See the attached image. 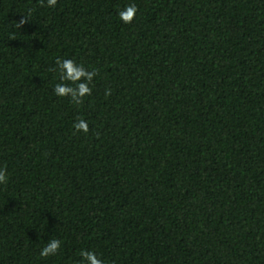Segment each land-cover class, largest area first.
I'll return each mask as SVG.
<instances>
[{"label": "trees", "instance_id": "16d2710c", "mask_svg": "<svg viewBox=\"0 0 264 264\" xmlns=\"http://www.w3.org/2000/svg\"><path fill=\"white\" fill-rule=\"evenodd\" d=\"M0 168V264H264V0H0Z\"/></svg>", "mask_w": 264, "mask_h": 264}, {"label": "clouds", "instance_id": "9594fccd", "mask_svg": "<svg viewBox=\"0 0 264 264\" xmlns=\"http://www.w3.org/2000/svg\"><path fill=\"white\" fill-rule=\"evenodd\" d=\"M57 0H46L48 7H54ZM137 12L136 5L130 3L120 9L117 13L118 18L123 23H131L135 13ZM24 20L20 21L23 24ZM55 70L59 74L60 82L53 86V93L57 97H69L76 104L81 103L82 98L91 94V87L89 86L93 77L96 75L95 70H88L82 64L71 58H57L55 61ZM73 128L78 132H88V123L86 120L78 119ZM5 169L0 168V184L6 182ZM61 246L59 239H49L40 249L39 255L41 257H49L54 255ZM79 264H105V261L92 250L80 251Z\"/></svg>", "mask_w": 264, "mask_h": 264}]
</instances>
